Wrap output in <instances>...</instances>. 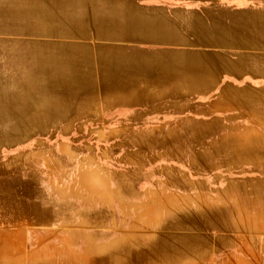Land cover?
<instances>
[{"label":"crops","instance_id":"0c3cea01","mask_svg":"<svg viewBox=\"0 0 264 264\" xmlns=\"http://www.w3.org/2000/svg\"><path fill=\"white\" fill-rule=\"evenodd\" d=\"M12 8L11 127L76 132L0 170V264H264V0Z\"/></svg>","mask_w":264,"mask_h":264},{"label":"rangeland","instance_id":"374dc122","mask_svg":"<svg viewBox=\"0 0 264 264\" xmlns=\"http://www.w3.org/2000/svg\"><path fill=\"white\" fill-rule=\"evenodd\" d=\"M17 2L19 0H0V170L7 172L9 168L14 167V164H24L25 161L32 165L33 170H40L42 166L41 154H43L49 156V171L55 173L58 166L62 170L65 164L58 159L62 154L58 151L57 144L59 142L57 140L58 138L61 140L60 138L72 137L71 134L76 131L11 127L25 125L24 115L15 112L19 107L15 104L9 105L10 100L15 102L19 95H23L25 82L17 81L15 65L9 66L11 61L13 64L15 63L17 51L8 49L9 34L2 32L8 29L9 12L12 7L11 11H16ZM2 46H8V48L4 49ZM42 140L45 143L48 140V147L41 145ZM26 154L29 157H25Z\"/></svg>","mask_w":264,"mask_h":264}]
</instances>
